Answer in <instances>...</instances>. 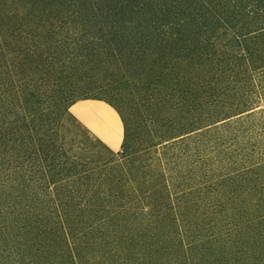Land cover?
Returning <instances> with one entry per match:
<instances>
[{"label":"trees","instance_id":"obj_1","mask_svg":"<svg viewBox=\"0 0 264 264\" xmlns=\"http://www.w3.org/2000/svg\"><path fill=\"white\" fill-rule=\"evenodd\" d=\"M261 75L264 0H0V264H264Z\"/></svg>","mask_w":264,"mask_h":264},{"label":"rangeland","instance_id":"obj_2","mask_svg":"<svg viewBox=\"0 0 264 264\" xmlns=\"http://www.w3.org/2000/svg\"><path fill=\"white\" fill-rule=\"evenodd\" d=\"M142 70L144 71L141 65H126L123 68L126 83L119 87L128 100L137 104L139 101L145 102V104L139 103L140 106L138 104V110L135 111L142 118L148 119L154 114V109L146 105V100L150 95V92H147V86L152 79H148ZM260 78L264 80V75ZM71 112L91 133L93 132L104 143L112 147L113 151H120L124 138V126L119 114L109 104L100 100H80L73 105Z\"/></svg>","mask_w":264,"mask_h":264}]
</instances>
